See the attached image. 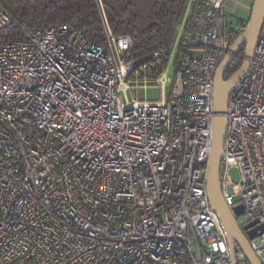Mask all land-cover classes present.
Masks as SVG:
<instances>
[{
	"label": "built area",
	"instance_id": "built-area-1",
	"mask_svg": "<svg viewBox=\"0 0 264 264\" xmlns=\"http://www.w3.org/2000/svg\"><path fill=\"white\" fill-rule=\"evenodd\" d=\"M226 2L189 0L150 63L107 28L104 45L71 25L8 38L0 11V264H231L206 189L214 77L242 28ZM139 88L159 99L127 101ZM226 118L223 200L264 225V21ZM243 235L264 264V233Z\"/></svg>",
	"mask_w": 264,
	"mask_h": 264
},
{
	"label": "trees",
	"instance_id": "trees-1",
	"mask_svg": "<svg viewBox=\"0 0 264 264\" xmlns=\"http://www.w3.org/2000/svg\"><path fill=\"white\" fill-rule=\"evenodd\" d=\"M189 0H0V11L13 19L4 30L8 38L21 36L22 27L71 25L80 29L99 45L105 44V28L114 36L132 39L127 61L143 59L162 49L171 51L177 39ZM233 25L243 32L247 20L236 19ZM3 32V31H2ZM235 41V40H234ZM233 40L231 43L234 42ZM246 46H243L228 66V80L242 65ZM177 54L173 59L177 69ZM161 65H165L162 61Z\"/></svg>",
	"mask_w": 264,
	"mask_h": 264
},
{
	"label": "water",
	"instance_id": "water-1",
	"mask_svg": "<svg viewBox=\"0 0 264 264\" xmlns=\"http://www.w3.org/2000/svg\"><path fill=\"white\" fill-rule=\"evenodd\" d=\"M264 21V0H253L250 15L243 32L229 47L226 55L218 66L213 86V128L209 160L207 164L206 189L211 209L217 214L225 232L229 248L231 264L234 263L233 243L240 248L248 264H260L251 250L248 240L243 235L235 217L242 215L243 206L234 208V214L225 204L220 187V163L227 128V106L229 94L237 81L246 74L259 38ZM243 46H246L243 63L240 68L228 79L224 75L228 66L237 56ZM235 215V217H234ZM247 231V237L253 239L264 233V225L254 220L242 228Z\"/></svg>",
	"mask_w": 264,
	"mask_h": 264
},
{
	"label": "rangeland",
	"instance_id": "rangeland-1",
	"mask_svg": "<svg viewBox=\"0 0 264 264\" xmlns=\"http://www.w3.org/2000/svg\"><path fill=\"white\" fill-rule=\"evenodd\" d=\"M236 17H232V21H236ZM247 24V23H246ZM168 74L172 78V84L175 79V70L172 63L169 64L168 67ZM172 84L166 89L165 95L168 97L171 92ZM159 90L156 88H139V89H130L126 92V100L127 101H137L139 103L146 101V102H155L159 99ZM123 98V97H122ZM124 100V98H123ZM230 178L233 183L237 182L239 180V173L237 169H231L230 170ZM237 223L241 228V231L243 234H246V232L242 229L243 225L246 223V219L244 216L240 215L236 217Z\"/></svg>",
	"mask_w": 264,
	"mask_h": 264
},
{
	"label": "crops",
	"instance_id": "crops-1",
	"mask_svg": "<svg viewBox=\"0 0 264 264\" xmlns=\"http://www.w3.org/2000/svg\"><path fill=\"white\" fill-rule=\"evenodd\" d=\"M253 0H227V7L232 17L248 20Z\"/></svg>",
	"mask_w": 264,
	"mask_h": 264
}]
</instances>
